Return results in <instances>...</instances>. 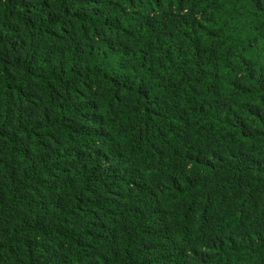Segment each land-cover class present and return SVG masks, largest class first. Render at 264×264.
Here are the masks:
<instances>
[{"label":"trees","instance_id":"trees-1","mask_svg":"<svg viewBox=\"0 0 264 264\" xmlns=\"http://www.w3.org/2000/svg\"><path fill=\"white\" fill-rule=\"evenodd\" d=\"M0 264H264V0H0Z\"/></svg>","mask_w":264,"mask_h":264}]
</instances>
